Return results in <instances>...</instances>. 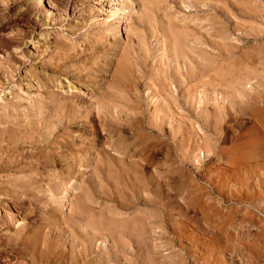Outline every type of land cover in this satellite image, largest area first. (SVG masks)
I'll use <instances>...</instances> for the list:
<instances>
[{
	"label": "rangeland",
	"instance_id": "obj_1",
	"mask_svg": "<svg viewBox=\"0 0 264 264\" xmlns=\"http://www.w3.org/2000/svg\"><path fill=\"white\" fill-rule=\"evenodd\" d=\"M251 1L246 4L244 0H236L235 4L234 0L235 6L242 8L246 5L251 10L246 20L236 19L238 23L247 21L251 25L249 33H241L239 28L229 23V19L225 21L228 26L219 24L223 25L221 30L224 32L219 30L221 26H215L221 33L209 27L216 18L210 20L208 17H211L214 8L224 4V0H22L5 10L8 17L0 18V61L9 60L12 56L11 59L18 62L14 66L17 70L11 72L8 69L12 74L5 71L0 63V165H4L3 169L1 167L0 185L23 179L24 174L18 171L20 167L14 171L8 169L17 164L16 159L24 162L32 159L35 162L34 158H76L77 155V158L92 157V160L90 164L79 167L80 173L75 172L71 176L58 175L65 162L55 165V171L42 173V188L36 190L38 192L32 196V202L24 194L14 197L15 194H12L15 191L8 194L0 192V264H30L29 251L14 242L5 243L23 227L31 240L41 238L42 232L46 233L51 242L49 250L54 255V264L64 262L62 254L66 251L65 256L70 252L67 233L65 236L56 235L52 229L43 226L49 217L46 212L53 213L50 222H66L62 226L69 224L82 232L90 227L87 225L92 226L101 220L99 222L104 224L105 229L108 226L109 231H96L98 237L92 248L98 255L115 241L121 246L136 241L140 244L135 243L143 260L138 264H148L149 261V264H264V242L258 246L259 255L257 252L250 253L244 247L256 244V239L264 230V72L262 76L258 75L264 71V19L259 22L254 16L259 0ZM262 7L261 14L264 16ZM18 9L20 13L32 9V19H21ZM176 31L189 32L193 40L197 37L195 42L198 44L194 45L192 40L173 44V37L170 39ZM24 33L27 37L20 41L19 48L4 43L5 38ZM173 35L176 36V33ZM242 36H247L248 41H243ZM204 38L207 42L215 39L219 46L203 43ZM224 41L242 42L237 48L224 46L226 50L219 49L225 45ZM175 45H182L185 58L188 57L183 59L179 56L182 61L177 58L184 67L174 63L175 50L171 47ZM216 52L220 55L216 56ZM75 53L84 56L74 59L73 68L57 67L63 60H68L67 55ZM21 57L25 58V62ZM173 58L174 61L171 60ZM185 60L188 61L185 63ZM19 61L24 63L20 65ZM175 66L186 74L189 73L186 69L193 71V76L189 77H192L191 80L194 77V82L195 79L200 80V87L192 88L195 85L189 79L182 87L192 89L177 92L174 84L178 74L175 79L174 73L178 69L175 70ZM214 69H218L217 73ZM199 71L203 72L202 75ZM225 72H228L227 76L233 72L235 77H240L236 81L230 79V86L234 89L231 88V93H228L231 95L233 90L236 92L239 89L232 95L234 107L231 105L230 111L223 107V103L226 105L224 92L214 84L223 78ZM233 73L230 78L233 76L234 79ZM216 74L221 75L220 78ZM230 80L227 78V82ZM256 91L262 92V95ZM253 93L261 98L257 97L258 101L252 99L253 102L251 98H256ZM115 96L119 98L117 102L122 96L121 99L134 100L139 108L155 111L156 114L166 103L170 110L167 120L161 122L155 115V118L152 117L155 124L167 133L172 132V136H177L179 125L185 127L186 138L182 148L172 137L155 158H145L147 153L141 151L135 155L141 157L144 153L143 158H127L135 168L131 176L142 171L143 178L153 173L159 175L158 180H163L169 197L166 225L158 218L161 217L160 210L147 208L142 199L136 207L120 208V191L111 199L96 197L101 193L100 185L93 177L97 153L104 148L114 150V143L131 132V128L121 132L117 125L105 120L103 112L107 106L100 103ZM202 97L200 102L197 101ZM213 98H216L215 104ZM163 100L165 103H162ZM180 104L183 112L176 110L175 113L174 106ZM188 105L190 108L194 105L196 109L185 110ZM182 116L183 124L178 121ZM166 123L169 126H165ZM105 162L106 166L108 162ZM105 171L108 173L102 170L106 180L103 190L110 193L114 175ZM133 188L129 186V192ZM127 200L125 198L122 204L127 205ZM145 214L154 215L156 218L147 222L155 220L156 223H152L151 228L145 223L149 227L144 224V230L140 228V234L135 235L138 240L133 235L132 242L133 239L127 238L129 229L123 225L124 229L122 224L137 221L135 219ZM109 221L114 224L109 225ZM263 236L264 231L260 239L264 240ZM128 241L132 243H126ZM121 251L129 252L128 249ZM128 259L131 257L121 258L120 263L129 262Z\"/></svg>",
	"mask_w": 264,
	"mask_h": 264
},
{
	"label": "bare ground",
	"instance_id": "obj_2",
	"mask_svg": "<svg viewBox=\"0 0 264 264\" xmlns=\"http://www.w3.org/2000/svg\"><path fill=\"white\" fill-rule=\"evenodd\" d=\"M22 0H0V18H2V16H6V17H8V13L5 11L9 6H12V5H14V4H16V3H20ZM225 2H223L224 4L222 5V3H221V5L222 6H220V7H218V8H214V11H213V13L211 14V17L209 16L208 18L210 19V20H214L215 18H216V20H214V21H210L211 22V24H210V26L209 27H213L212 29H214L215 30V32L216 31H218V32H220V31H222L223 29H222V27H223V25H224V23H225V25H227L226 24V22L225 21H227L228 19L231 21V22H229V23H232L233 25H234V27L236 26V28L238 29H240L241 30V33H249V30H250V26H249V24L247 23V21H244V22H242V23H238V20H236V19H242V20H246V16H247V14H250V12H251V10H249L247 7H246V5H244L242 8H239L238 6H235L234 5V0H224ZM244 1H246V4L248 3H250V1L251 0H244ZM264 2V0H259L258 1V3L256 4V6H255V12H254V16H256V18L258 19V21L259 22H262V20L264 19V16L261 14V10H262V6H264V5H262L261 6V2ZM252 2V1H251ZM235 4H236V0H235ZM240 4V3H239ZM239 4H237V5H239ZM241 4H245V3H241ZM219 6V5H218ZM240 6V5H239ZM241 7V6H240ZM10 8V7H9ZM125 8V7H124ZM254 9V8H253ZM22 11V10H21ZM14 12H17V10L16 11H14ZM18 14L20 15V17H21V19H25L26 21H30L31 19H32V15H33V13H32V9L30 10V9H26L24 12H21L20 13V11H19V9H18ZM263 13V12H262ZM264 14V13H263ZM218 18H220L219 20H218ZM208 19V20H209ZM256 19V20H257ZM2 21V20H1ZM49 22V21H48ZM240 22V21H239ZM43 23V22H42ZM222 24L223 23V25L220 27L219 26V24ZM117 24H119V23H117ZM253 24V23H252ZM47 25V24H46ZM215 26H218V27H220L219 28V30H217V29H215ZM228 26V25H227ZM116 27H118V25L116 26ZM226 27V26H225ZM177 29V28H176ZM197 29V28H196ZM211 29V28H210ZM222 29V30H221ZM225 29V28H224ZM235 29V28H234ZM238 29V30H239ZM175 30V29H174ZM181 30V29H180ZM182 30H186V29H182ZM213 30V31H214ZM119 31V30H118ZM117 31V32H118ZM171 31V30H170ZM169 31V32H170ZM173 32V31H172ZM222 32H224V31H222ZM225 32H226V29H225ZM176 33V36H174L173 34H175ZM175 33H173L172 35H171V39L170 40H172V37H173V44H175V43H177V41H178V43L180 44V42L182 43H186L187 41H189V40H192L191 42H193L194 41V45H197L198 44V42H195V40L197 39V37L195 38V40H193V38H191V35H189L187 32H183V33H181V31L180 32H175ZM221 33V32H220ZM30 34V33H29ZM28 34V35H29ZM225 34V33H224ZM224 34H219V36L220 35H224ZM216 35H218V33L216 34ZM247 35V34H246ZM16 36V35H15ZM20 36V37H19ZM193 36V35H192ZM206 36V35H205ZM225 36V35H224ZM27 37V35L24 33L23 35L21 34V35H17L16 37H9V39H4V43L6 44V45H8V46H14L15 48L16 47H18V45H19V43H20V41L23 39H25ZM29 37V36H28ZM204 37V36H203ZM202 38V37H201ZM207 38H209L208 36H207ZM206 38V39H207ZM220 38V37H219ZM205 40V38L202 40L203 41V43H208L209 42V44L212 46V47H217V46H219V43H218V41L216 42L215 41V39H213L214 41H212V39L210 40V41H204ZM238 40V39H237ZM242 40L243 41H245V42H247L248 41V37L247 36H242ZM104 41V40H103ZM106 41V40H105ZM200 41V40H199ZM201 41V42H202ZM190 42V41H189ZM225 42V41H224ZM239 42H242V41H239ZM239 42H229V43H226L225 42V45L223 44V46H222V42L220 43V45L222 46V48L221 47H219V49H225L226 50V48H223L224 46H226V47H232V48H234V47H236L237 48V46L239 45ZM61 43V42H60ZM172 43V42H171ZM170 43V44H171ZM21 45V44H20ZM193 45V46H194ZM209 45V46H210ZM174 46V45H173ZM182 46V45H181ZM180 45H178V46H176L175 45V47H171V48H173L174 50H175V52H174V50H173V55H174V57L176 58L175 59V61H174V58L173 59H171V60H173L174 61V63L176 64V66L177 65H179L180 63H182V62H179V61H182L181 60V58L183 57V59H188V57L187 58H185L186 57V55H185V51H184V48H182ZM186 46V45H185ZM192 46V47H193ZM194 47H196V46H194ZM19 48V47H18ZM17 48V49H18ZM86 48V47H85ZM177 48V49H176ZM211 48V47H210ZM235 48V49H236ZM59 49V48H58ZM71 49V48H70ZM88 49V48H87ZM190 49V48H189ZM212 49H214V48H212ZM36 50V49H35ZM82 50H84V49H82ZM98 50V49H97ZM187 50V49H186ZM201 50H202V48H201ZM217 50H218V48H217ZM67 51V50H66ZM75 51V50H74ZM89 51V50H88ZM224 51V50H223ZM81 52V51H80ZM90 52V51H89ZM88 52V53H89ZM97 52V51H96ZM99 52V51H98ZM163 52V51H162ZM93 53V52H92ZM166 53V52H165ZM218 52H216V54H217ZM225 53V52H224ZM63 54V53H62ZM81 54V53H80ZM79 54V56H77V54L75 53L74 55H72V56H69V57H67L66 56V58H68V60H63V62H61V63H59V64H57V65H59V66H57L58 68H70V67H72V65L73 64H75V63H73L74 62V59L75 58H83V56L84 55H80ZM85 54V53H84ZM215 54V55H216ZM165 55V54H164ZM193 55V54H192ZM218 55H220V54H217L216 56H218ZM23 56V55H22ZM58 56V55H57ZM65 56V55H64ZM77 56V57H76ZM181 58H180V57ZM11 58H12V56H11ZM10 58V59H11ZM23 57H21V59H22ZM85 58V57H84ZM177 58H179V61L177 60ZM264 58V57H263ZM1 60L0 61V63L2 64V66H4V69H5V71H9L10 72V70H11V72L13 71V70H15L16 68L14 67V66H16L15 65V63H16V61L15 60ZM20 59V60H21ZM27 59H28V57H27ZM73 59V60H72ZM23 60H24V62H25V58H23ZM58 60H60V59H58ZM84 60V59H83ZM186 61H188V60H185V63H186ZM18 62V61H17ZM20 62V65H21V62H23V61H19ZM23 62V63H24ZM50 62V61H49ZM122 63V62H121ZM191 63V62H190ZM95 64V63H94ZM125 64V63H124ZM170 65V64H169ZM180 65H182V64H180ZM184 65V64H183ZM182 65V66H183ZM55 66V65H54ZM167 66V65H166ZM165 66V67H166ZM173 66V65H172ZM175 66V70L176 69H178V70H176V72L174 73V78L177 76V74H178V76L176 77V78H178L177 79V81L175 82L176 84H174L175 86H176V88H177V92H179L180 90H183L184 88L182 87V84L184 83V81L185 80H189L190 79V81H193L194 80V77H193V80H191V76H193L192 74H194V73H192L193 71H189L188 69H186L189 73L188 74H186L183 70H180V68H177ZM181 66V67H182ZM85 67V66H84ZM184 67V66H183ZM201 67V66H200ZM18 68V67H17ZM56 68V67H55ZM73 68V67H72ZM222 68V67H221ZM246 68V67H245ZM8 69H10V70H8ZM85 69V68H84ZM255 69V68H254ZM17 70V69H16ZM70 70V69H69ZM80 70V69H79ZM215 70V69H214ZM216 70H218V69H216ZM216 70H215V72H216ZM249 70H250V68H249ZM261 70H263V68L261 69ZM54 71V70H53ZM66 71V70H65ZM68 71V70H67ZM173 71V70H172ZM205 71V70H204ZM225 71V70H224ZM227 71V70H226ZM253 71V70H252ZM255 71H257V70H255ZM259 71V70H258ZM10 72V73H11ZM15 72V71H14ZM70 72V71H69ZM82 72V71H81ZM165 72V71H164ZM200 73H201V75H202V71H199ZM198 72V73H199ZM243 72V71H242ZM262 72H264V71H261V72H259L258 73V75L260 76L261 75V73ZM16 73V72H15ZM50 73V72H49ZM72 73V72H71ZM124 73V72H123ZM217 73V72H216ZM219 73V72H218ZM228 73V72H227ZM226 72L224 73V75H222L223 76V78H221V79H219L218 80V83L216 84V83H214L217 87H218V85H219V88H221L222 90L221 91H223L224 92V98L226 99V102H225V104L226 105H224V103H223V107L225 106L226 107V109L228 108L229 109V111L232 109V107H231V105L234 107V105H233V97H232V95L234 94V90H233V93L230 95V93H231V91L230 90H232V89H234V87H232V86H230L231 85V80H234V81H236L238 78H240V77H238V76H236L235 77V74L233 73V72H229V75L227 76V75H225V74H227ZM231 73H233V75H234V79L231 77L230 78V76H231ZM245 73H246V71H245ZM12 74V73H11ZM81 74V73H80ZM79 74V75H80ZM215 74V73H214ZM86 75V74H85ZM173 75V74H172ZM189 75H191L190 77H189ZM198 75V74H197ZM197 75H195V76H197ZM218 74H216L215 76H217ZM263 75H264V73H263ZM34 77H35V74L33 75ZM38 76V75H37ZM36 76V77H37ZM58 76V75H57ZM78 76V75H77ZM84 76V75H83ZM92 76V75H91ZM115 76V75H114ZM199 76H200V74H199ZM219 76H221V75H218V77ZM225 76V77H224ZM262 76V75H261ZM82 77V76H81ZM198 77V76H197ZM196 77V78H197ZM207 77H208V75H207ZM229 78V80L230 81H228L227 82V78ZM78 78H79V76H78ZM175 78V79H176ZM180 78V79H179ZM200 78V77H199ZM202 78V77H201ZM220 78V77H219ZM247 78H248V76H247ZM198 79V78H197ZM164 80V79H163ZM217 80V79H216ZM245 80H246V78H245ZM156 81H158V80H156ZM165 81V80H164ZM200 81V80H199ZM199 81L198 80H196L195 79V82H194V87L192 86V88H197V86H199ZM239 81V80H238ZM243 81V80H242ZM167 82V81H166ZM187 82V81H186ZM185 82V83H186ZM201 82V81H200ZM172 83V82H171ZM184 83V84H185ZM237 83V82H236ZM193 84V83H192ZM192 84H189V85H192ZM200 84H202V83H200ZM232 84L234 85L235 83L234 82H232ZM239 83H237V85H238ZM36 85V84H35ZM162 85H163V87H162ZM162 85H160L159 84V86L160 87H162L161 88V90L164 88V82L162 83ZM215 85L213 86L212 85V87H215ZM236 85V84H235ZM167 85H165V87H166ZM200 87V86H199ZM239 87V86H238ZM191 88V89H192ZM232 88V89H231ZM165 89H167V90H169L168 88H165ZM175 89V88H174ZM190 89V87H188V89H187V86H186V88L184 89V91H187L188 92V90H191ZM214 89V88H213ZM213 89H212V91H213ZM215 89H216V87H215ZM261 89V88H260ZM109 90V89H108ZM155 90V89H154ZM161 90H156V92L158 91H160L161 92ZM198 90V89H197ZM237 90H239V89H237ZM237 90H236V92L235 93H237ZM250 90V89H249ZM258 90V89H257ZM172 91V90H171ZM174 91V90H173ZM172 91V92H173ZM183 91V92H184ZM199 91V90H198ZM198 91H197V93H198ZM230 91V93H228ZM251 91H252V89H251ZM253 91H255V90H253ZM252 91V92H253ZM113 92V91H112ZM220 92V91H219ZM261 92V91H260ZM204 93V92H203ZM215 93V92H214ZM256 93H258L257 91H256ZM262 93V92H261ZM261 93H258V94H261ZM154 94H157V93H154ZM178 94V93H177ZM217 94V93H216ZM253 94H255V93H253ZM252 94V95H253ZM49 95V94H48ZM164 94H162V96H163ZM237 95V94H236ZM256 95V98H251V100L253 99L254 101H258V99H257V97H260L259 95H257V94H255ZM255 95H253V97H255ZM262 95V94H261ZM159 96V95H158ZM176 96V95H175ZM116 97V96H115ZM110 97V98H108L107 100H102L101 101V106H107V107H104V108H106V109H104V111L105 112H103V114H104V116L106 117L105 118V120H107L109 123H113V124H115V125H117L116 127L119 129L120 128V130H121V132L122 131H124V130H126L127 128H131V132H129V133H127V135H125V136H121L120 137V141H118L117 140V142H115L114 144L115 145H113V146H115V148H114V150L111 148V149H102L99 153H97V157L95 158V164H94V170H95V176H93V177H95V179L98 181L97 182V184H99L100 185V192L101 193H99L100 195H98V196H96V197H98V198H105V199H108V198H110L111 199V196L112 195H115V194H118V191H120V198H118V199H120V200H118V201H120V208H131V207H136L140 202H142V201H140V199H142L145 203H146V206H147V208H150V209H154V208H158L160 211V216L161 217H158V218H160V222L163 224H167L168 223V211H169V205H168V203H169V197L167 196V193L165 192V185H164V183H163V180L162 181H160V180H158L159 178H158V174L157 175H155V174H153V173H151V174H147V178H145V176H144V178L143 177H141L142 175L141 174H143V172L142 171H140V172H142V173H140L139 171H137V175H135V176H131V174H132V169L134 168V165L132 164V162H130L129 160L130 159H127V158H133V156H136L135 154L138 152V151H141V152H146L147 153V155L145 156V155H143L142 154V156H145V158H155V155L158 153V152H160L162 149H163V147H165V145L167 144V142H169L170 141V138H174L175 140H176V142L178 141L179 142V144H178V147L180 148H182V146L184 145V141H185V134L186 133H184V131H183V128H185L183 125L181 126V125H179L177 128H178V130H177V132H176V134H177V136L175 135V136H172V135H170L171 133H167L166 131H163L162 129L163 128H161V127H159V126H157V124H155V122L153 121V119H152V117L153 118H155V115H157V116H159V119L161 120V122H163L166 118H167V115H168V112L170 111L169 109H167L168 108V105L165 103V101L163 100V102L162 103H165L164 105H165V107L162 109V111H160V112H158L157 114L155 113V111H149V109H147V110H143V109H141V108H139L138 107V105L136 106V103H134V100H130V99H121V97L122 96H120V101H116L117 100V98L118 97ZM222 98H223V94H222ZM223 98V99H224ZM236 98V97H235ZM242 98V97H241ZM261 98V97H260ZM119 99V98H118ZM193 99V98H192ZM196 99H197V97H196ZM203 99V97L202 98H199L197 101H201ZM214 99V100H213ZM212 99V101H213V103L215 104V99L216 98H213ZM233 99V100H232ZM247 99V98H246ZM264 99V98H263ZM252 100V101H253ZM245 101V100H244ZM243 100H242V102H244ZM253 101V102H254ZM56 102V101H55ZM61 102V101H60ZM120 102V103H119ZM252 102V103H253ZM69 103V102H68ZM119 103V104H118ZM174 103V102H173ZM197 104H198V102H197ZM239 104H240V102H239ZM247 104V103H246ZM250 104V103H249ZM69 105H71V104H69ZM94 105V104H93ZM158 105V104H157ZM163 105V104H162ZM248 105V104H247ZM264 105V104H263ZM119 106V107H118ZM170 106H172V105H170ZM191 106V105H190ZM198 106V105H197ZM255 106V105H254ZM68 107V106H67ZM112 107H114V109L112 108ZM162 107V106H161ZM175 108V113H177V111L178 110H180V112H183L182 110H183V107H182V105L180 104V105H177V106H174ZM223 107H222V109H223ZM224 107V108H225ZM231 107V108H230ZM172 108H173V106H172ZM189 105H188V109H185V110H188L189 111ZM192 108V107H191ZM190 108V109H191ZM193 108H194V105H193ZM192 108V109H193ZM251 108V107H250ZM38 109V108H37ZM164 109H166L167 111H164ZM191 109V110H192ZM194 109H196V108H194ZM201 109V108H200ZM227 109V110H228ZM36 110V109H35ZM103 110V109H102ZM159 110H161V109H159ZM177 110V111H176ZM240 110V109H239ZM56 111V110H55ZM241 111V110H240ZM254 111V110H253ZM40 112V111H39ZM165 112H167V114L165 113ZM172 112V111H171ZM179 112V111H178ZM223 112H225V111H223ZM15 113V112H14ZM192 113V112H191ZM193 113H194V111H193ZM231 113V112H230ZM38 114V113H37ZM77 114V113H76ZM102 114V115H103ZM170 115V114H169ZM220 115V114H219ZM5 116V115H4ZM184 116V115H183ZM182 116V118L180 119H178V121L181 123V124H183V117ZM179 117V116H178ZM255 117V116H254ZM262 117V116H261ZM62 118V117H61ZM168 119H169V117H168ZM49 120V119H48ZM103 120H104V118H103ZM167 120V119H166ZM170 120V119H169ZM214 120V119H213ZM53 121V120H52ZM56 121V120H55ZM106 121V122H107ZM57 122V121H56ZM174 122V121H173ZM218 122V121H217ZM169 125H170V123H171V121H169V122H167ZM165 124V126L166 125H168V124ZM11 125V124H10ZM168 125V126H169ZM108 126V125H107ZM111 127V126H110ZM165 128V127H164ZM47 129H48V127H47ZM31 131V130H30ZM213 131V130H212ZM40 132V131H39ZM30 135V134H29ZM49 135V134H48ZM263 135V133L262 134H260V136H262ZM43 137V136H42ZM87 137V136H86ZM188 137V136H187ZM251 137V136H250ZM254 138V137H253ZM43 139V138H42ZM87 139V138H86ZM260 139V138H259ZM85 140V139H84ZM61 141H62V139H61ZM90 141V140H89ZM249 141H250V139H249ZM252 141V140H251ZM63 142H65V141H63ZM88 142V141H87ZM177 142V143H178ZM253 142V141H252ZM258 142V141H257ZM66 143V142H65ZM85 143V142H84ZM251 143V142H250ZM56 144V143H55ZM67 144V143H66ZM75 144V143H74ZM88 144V143H87ZM90 144V143H89ZM11 145V144H10ZM81 145V144H80ZM83 145V144H82ZM94 145V144H93ZM104 145V144H103ZM88 146V145H87ZM102 146V145H101ZM67 147V146H66ZM82 147V146H81ZM103 147V146H102ZM111 147V146H110ZM242 147V146H241ZM255 147V146H254ZM46 148V147H45ZM72 148V147H71ZM89 148H91V147H89ZM94 148V147H93ZM65 149V148H64ZM64 149H61V150H64ZM79 149H80V147H79ZM78 149V150H79ZM251 149V148H250ZM253 149V148H252ZM94 150V149H93ZM100 150V149H99ZM242 150V149H241ZM240 150V151H241ZM81 151V150H80ZM112 151V152H111ZM61 152V151H60ZM59 152V153H60ZM65 152V151H64ZM77 152V151H76ZM79 152V151H78ZM91 152V151H90ZM66 153V152H65ZM67 153H69V152H67ZM58 154V153H57ZM78 154V153H77ZM91 154L93 155V154H95V153H92L91 152ZM90 154V155H91ZM138 154V153H137ZM141 154V153H140ZM161 154V153H160ZM263 154V153H262ZM60 155V154H59ZM84 155V154H83ZM61 156V155H60ZM70 156V155H69ZM80 156V155H79ZM82 156V155H81ZM85 156V155H84ZM95 156V155H94ZM140 157V156H136L137 158H143V157ZM62 157V156H61ZM64 157H66V156H64ZM136 157H134V158H136ZM181 157H182V155H181ZM3 159H5V158H3ZM25 159V158H24ZM31 159V158H30ZM94 159V158H93ZM34 160H35V162H33V160L31 159V161L29 160V161H27V162H24V161H22V159H16V162H17V164H15L14 166H11V167H9L8 169L9 170H15V168L16 169H18L17 167H20L19 168V172L21 173V175L22 174H24V175H22L23 176V179H25V180H23L22 178H21V180H19L18 179V181H11V182H4V183H2V185H0L1 187H0V192H4V193H6V194H8V193H11L12 191L14 192L15 191V193H13L12 195H14V197H20L21 196V194L23 195H25V198L27 197L30 201H31V199H33V197L32 196H34L35 194L37 195V192H36V190H39L40 191V189L42 188V173H46V172H48L49 170H54L55 171V165H57V166H59L60 165V163L61 162H65L63 165H61V170H60V172L58 173V175L59 174H61V175H67V176H71V175H73L75 172H78V173H80V169H79V167L81 166H86V165H88V164H90V161L92 160V157L91 158H77V155H76V158L74 157V158H34ZM14 161V160H13ZM26 161V160H25ZM105 161H107L108 163L106 164V166H105ZM1 162V161H0ZM4 162V161H3ZM10 162V161H9ZM8 162V163H9ZM12 162V161H11ZM15 162V161H14ZM13 162V163H14ZM7 163V162H6ZM91 163H93V162H91ZM62 164V163H61ZM3 165V164H2ZM2 165H0V172H1V167H2V169H3V166ZM8 165H10V164H8ZM20 165V166H19ZM54 165V166H53ZM8 167V166H7ZM141 167V166H140ZM85 168V167H84ZM142 168V167H141ZM7 169V170H8ZM107 170L108 171V173L107 174H110L111 175V173L114 175V176H112V177H114V182H113V184H112V187H111V190H110V193H112V194H110V193H108V192H106V191H104L103 190V182H105L104 181V177H103V175H102V170ZM117 169V170H116ZM135 169V168H134ZM141 170H143V169H141ZM145 171V170H144ZM94 173V172H93ZM161 173H163V172H161ZM105 174V173H104ZM20 175V174H19ZM6 177V176H5ZM106 177V176H105ZM55 178V177H54ZM63 178V177H62ZM44 179V178H43ZM65 179V178H64ZM12 180V179H11ZM70 180V179H69ZM95 180V181H96ZM10 181V180H9ZM110 182H111V180H110ZM111 182V183H112ZM54 183V182H53ZM106 183V182H105ZM50 184V183H49ZM7 185L9 186H11V188H10V186L7 188ZM51 185H52V183H51ZM166 185H167V183H166ZM47 186H48V184H47ZM98 186V185H97ZM129 186L130 187H134L132 190H130V192H129ZM184 186V185H183ZM109 187V186H108ZM128 187V188H127ZM99 188V187H98ZM127 188V190H125ZM21 191V192H20ZM46 191V190H45ZM145 195H144V194ZM144 196H143V195ZM38 195H40V194H38ZM142 195V196H141ZM116 197V196H115ZM125 198H127L128 200L126 201V202H129L126 206L124 205V204H122V203H124V199ZM27 199V200H28ZM104 199V200H105ZM156 199V200H155ZM15 200V199H14ZM32 202V201H31ZM44 202V201H43ZM80 204H82V203H80ZM83 204H84V201H83ZM49 205V204H48ZM20 206V205H19ZM46 206V205H45ZM122 206H124V207H122ZM79 208V207H78ZM39 209V208H38ZM81 209V208H80ZM134 209V208H133ZM32 210V209H31ZM30 210V211H31ZM149 210V209H148ZM29 211V212H30ZM50 211H51V209H50ZM45 213V212H44ZM47 214H48V216L49 217H47L46 218V224L44 223V225L43 226H46V227H48V230H50V229H52L53 231H54V233H56V235H64L65 236V234L67 233V235H66V238L68 239V246H69V249H70V252H69V254H67V255H65L64 256V254H65V252H64V254H62L63 256H62V260H64V262H62V260H61V264H138V261L139 262H141V261H143L142 260V258L140 257V255H139V253H138V251H140L139 249H138V246H140V244L138 245L137 243H136V241H134V237H132L133 235L135 236L137 233H139L140 234V228L142 229V230H144L143 228H144V226L146 225L145 223H147V225L148 224H150V228H151V224L152 223H156L155 222V220L154 221H151L150 223L149 222H147V220L148 219H151V218H153V219H155L156 217L154 216V215H146L145 214V216L143 215V216H140V217H138L137 219H135V220H137V221H134V222H132V223H127L126 222V224H122V222H121V224H122V226L124 225L125 226V228H128L129 229V231L127 232V236H125V237H127V238H129L130 240H132V242L134 241V243H132V242H126V243H132V244H130V245H125V246H121L119 243H116V241L113 243V245L112 246H110V248H108V249H106L103 253H101V255H98L96 252H95V254H94V250H93V244H94V241L96 240V238L98 237V236H96V235H98V234H96L97 232V230L99 229L102 233L107 229V228H109L108 226H106V229L104 228V224H102L101 222H99V221H101V220H97L98 221V223H95V224H93L92 226H91V224L90 225H87V226H90V227H88V229L86 228L83 232L82 231H78L77 229H76V227H73L72 225H69V224H66L65 226H62V225H64V224H60V223H58V222H56V220H55V222L53 221V222H50V219H51V217H50V215H53V213L52 214H49V212H46ZM45 213V214H46ZM51 213V212H50ZM74 213V212H73ZM44 214V215H45ZM53 218V217H52ZM68 219V218H67ZM62 220V219H61ZM45 221V220H44ZM104 222V221H103ZM107 222V221H106ZM105 222V224H107ZM113 221H109V225L111 224H114V222L112 223ZM120 222V221H119ZM123 223H125V222H123ZM145 224V225H144ZM137 225H138V227H137ZM144 225V226H143ZM146 225V226H147ZM264 225V224H263ZM115 226V225H114ZM122 226L121 225H119V229H120V227H121V229H122ZM124 226H123V228H124ZM142 226V227H141ZM147 227H149V226H147ZM45 228V227H44ZM89 228L91 229V231L89 232L88 230H89ZM124 228V229H125ZM146 228V227H145ZM105 229V230H104ZM120 229V230H121ZM154 229V228H153ZM20 232L17 234L16 233V235H14V237L13 238H10V239H8V240H6V242L5 243H7V242H14V243H16V244H19L20 246H21V248L23 249V250H26V252H30L31 253V259H30V264H54V263H56V262H54L55 261V259H54V255H52V253H51V251L49 250V246L51 245V242H50V240L47 238V236H46V233H43L42 232V234H40V236H41V238H38V239H34V240H31V239H28V237L29 236H27L26 235V232H25V227H23V228H20ZM43 230V229H42ZM108 230V229H107ZM127 230V229H126ZM142 230H141V232H142ZM148 230V229H147ZM109 231V230H108ZM136 231H138V232H136ZM153 231V230H152ZM264 231V230H263ZM263 231H261V236H262V234H263ZM38 231H36L35 233H37ZM124 232V231H123ZM23 233H25V234H23ZM48 233V232H47ZM135 233V234H134ZM39 234V233H38ZM138 234V235H139ZM147 234V233H146ZM37 235V234H36ZM137 235V236H138ZM260 236V237H261ZM260 237H258L257 239H256V244L255 243H250V244H254L253 246L252 245H247V246H244L245 247V249L247 250H249V252L251 251L252 253H256L257 252V250H258V252H259V244H260V242H264V240L263 239H260ZM264 237V236H263ZM116 238V237H115ZM137 237L135 236V239H136ZM145 238V237H144ZM126 239V238H125ZM146 239V238H145ZM40 240V241H39ZM116 240V239H115ZM128 240V239H127ZM136 240H138V239H136ZM119 242H120V240H119ZM124 242V241H123ZM149 242V241H148ZM255 242V241H254ZM4 243V244H5ZM13 243V244H14ZM53 243V242H52ZM67 243V242H66ZM138 245H136V244ZM145 243V242H144ZM249 243V242H248ZM10 244V243H9ZM42 245V247H38L39 245ZM122 244V243H121ZM135 244V245H134ZM123 245V244H122ZM143 246V245H142ZM144 246H147L146 244H144ZM231 246V245H230ZM52 247V246H51ZM54 247V246H53ZM75 247H79V249H75ZM127 247V248H126ZM68 248V247H67ZM98 248V247H97ZM134 248H135V250H134ZM141 248V247H140ZM147 248V247H146ZM261 248V247H260ZM21 249V250H22ZM54 249V248H53ZM105 249V248H104ZM122 249H125V250H129V252H123V251H121ZM65 250V249H64ZM210 250V249H209ZM63 251V250H62ZM213 251V250H212ZM236 251V250H235ZM25 252V253H26ZM58 252V251H57ZM250 252V253H251ZM258 252L256 253V254H258ZM62 253V252H61ZM138 253V254H137ZM28 254V253H27ZM256 254H254V255H256ZM57 255V254H56ZM61 255V254H60ZM96 255H98V256H96ZM259 255V254H258ZM257 255V256H258ZM58 256V255H57ZM124 256V257H123ZM127 256L128 257H131V259L129 260V262L127 263L126 262V260H125V262L126 263H124V262H122V263H120V260H121V258H127ZM151 256V255H150ZM215 256V255H214ZM61 257V256H60ZM59 257V258H60ZM98 257V258H97ZM121 257V258H120ZM56 258H58V257H56ZM153 258V257H152ZM217 258V257H216ZM258 258H259V256H258ZM150 259L148 258V261H149ZM220 260V259H219ZM226 260V259H225ZM232 261V260H231ZM258 262V261H257ZM148 263V262H147ZM149 263H150V261H149ZM148 263V264H149ZM58 264V263H57ZM250 264V263H249Z\"/></svg>",
	"mask_w": 264,
	"mask_h": 264
}]
</instances>
